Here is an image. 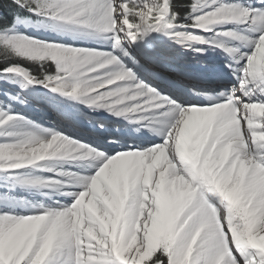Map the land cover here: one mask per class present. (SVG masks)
<instances>
[{
  "label": "snow or ice",
  "instance_id": "6c2138e0",
  "mask_svg": "<svg viewBox=\"0 0 264 264\" xmlns=\"http://www.w3.org/2000/svg\"><path fill=\"white\" fill-rule=\"evenodd\" d=\"M12 5L0 264H264V0Z\"/></svg>",
  "mask_w": 264,
  "mask_h": 264
},
{
  "label": "bare ground",
  "instance_id": "6f19581e",
  "mask_svg": "<svg viewBox=\"0 0 264 264\" xmlns=\"http://www.w3.org/2000/svg\"><path fill=\"white\" fill-rule=\"evenodd\" d=\"M164 39H167L166 37ZM177 49V55L180 56L186 63H188L190 66L195 67V61L197 58L199 59H206L213 62H220L224 57L223 53L220 52L219 49L215 51H208L203 53L202 55H199L198 57L193 55L191 52H185L180 49L179 45L176 46ZM83 107V106H82ZM105 116H108V113H103ZM47 202L46 198L42 195L36 196L34 198V202Z\"/></svg>",
  "mask_w": 264,
  "mask_h": 264
},
{
  "label": "trees",
  "instance_id": "16d2710c",
  "mask_svg": "<svg viewBox=\"0 0 264 264\" xmlns=\"http://www.w3.org/2000/svg\"><path fill=\"white\" fill-rule=\"evenodd\" d=\"M185 0H177V3H184ZM8 5H12V0H0V13L2 16L7 18V21L12 20V15L10 14L8 10ZM12 7H15L12 5ZM0 23H3V20H0Z\"/></svg>",
  "mask_w": 264,
  "mask_h": 264
},
{
  "label": "rangeland",
  "instance_id": "374dc122",
  "mask_svg": "<svg viewBox=\"0 0 264 264\" xmlns=\"http://www.w3.org/2000/svg\"><path fill=\"white\" fill-rule=\"evenodd\" d=\"M0 15H1V13H0Z\"/></svg>",
  "mask_w": 264,
  "mask_h": 264
}]
</instances>
